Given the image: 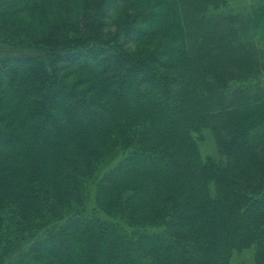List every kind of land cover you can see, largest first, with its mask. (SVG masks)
<instances>
[{
	"label": "trees",
	"instance_id": "obj_1",
	"mask_svg": "<svg viewBox=\"0 0 264 264\" xmlns=\"http://www.w3.org/2000/svg\"><path fill=\"white\" fill-rule=\"evenodd\" d=\"M202 1L0 0V264H264V57Z\"/></svg>",
	"mask_w": 264,
	"mask_h": 264
},
{
	"label": "rangeland",
	"instance_id": "obj_2",
	"mask_svg": "<svg viewBox=\"0 0 264 264\" xmlns=\"http://www.w3.org/2000/svg\"><path fill=\"white\" fill-rule=\"evenodd\" d=\"M202 2V6L192 5L191 3H188L185 6L187 22H193L192 17L197 14V12H200V17H202L203 13H205L208 20L204 19V23L207 21L212 22L211 20L214 18L223 17L224 19L219 20V25L223 26V28L226 30L227 24L232 19L234 21L233 27L237 30H235V32L230 30H228L227 33L224 32L226 37L234 40L238 44H241V51L246 53V56L247 52L254 54L255 51L257 54H260L261 60H263L262 57L264 56L262 54L264 51H262V49L264 50V0H229L226 6L218 9H214V7H212L210 4L207 5V2L205 1ZM261 84L264 85V81ZM208 140L209 146H203L202 148L204 154L212 152L210 148V137H208ZM252 255L253 254L251 251H245L236 258V263L253 264Z\"/></svg>",
	"mask_w": 264,
	"mask_h": 264
}]
</instances>
